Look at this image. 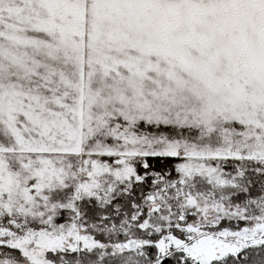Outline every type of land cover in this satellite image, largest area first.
<instances>
[{
	"label": "snow or ice",
	"instance_id": "obj_1",
	"mask_svg": "<svg viewBox=\"0 0 264 264\" xmlns=\"http://www.w3.org/2000/svg\"><path fill=\"white\" fill-rule=\"evenodd\" d=\"M0 264H264V0H0Z\"/></svg>",
	"mask_w": 264,
	"mask_h": 264
}]
</instances>
